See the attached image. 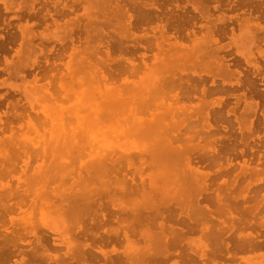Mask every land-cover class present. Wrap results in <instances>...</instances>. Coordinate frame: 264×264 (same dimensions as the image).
<instances>
[{"label":"bare ground","instance_id":"6f19581e","mask_svg":"<svg viewBox=\"0 0 264 264\" xmlns=\"http://www.w3.org/2000/svg\"><path fill=\"white\" fill-rule=\"evenodd\" d=\"M35 1L19 0L14 9L28 13L34 10ZM66 1H53L54 13L45 10L50 16L51 30L44 23L43 29L36 33L35 22L24 19L15 26L18 33L8 32L0 43L4 50L8 42L18 39L13 49L17 59L26 57L24 50H33L35 57L29 64L13 65L1 56L5 61L6 71L3 72L21 77L24 76L21 70L34 65L38 53L43 54L42 48L32 43L34 37L40 39L39 43L51 38L60 44L63 41L71 43L63 70H58L51 60L54 72L47 76L52 78L37 83L38 76H30L29 85L42 93L37 98L44 104L34 110V116L32 111L31 115L26 114L25 126L34 129V123H50L54 115L65 120L63 122L74 119L80 132L104 120L114 124L122 121L126 126L121 129L122 134L145 136L149 143L145 147L95 144L92 148L93 145L84 141L85 134L80 133L79 136L72 134L69 140L62 138L56 143L42 145L41 155L46 153L59 158L58 152H63L65 157L58 160L52 157L53 160L44 165L38 163L33 178L30 174L21 179L23 189L20 193L10 188L5 179L2 185L7 188L5 196L16 194L19 201L0 205V264H93L97 259H101L98 264H263L264 255L260 252L264 250V192L259 193L255 203H245L253 198L252 194H247L249 188L257 183L259 187L264 186L263 171L254 166L255 177L244 178L240 189L237 187L239 172L243 168L250 169L245 160H240L239 171L225 177L227 168L234 167L227 154L234 151L235 146L223 140H229L230 134H222L219 130L226 131V125L233 121L237 130L243 128L248 137L255 133L249 115L257 101L246 92L258 93V90L252 76L247 74L248 70H242V64L255 71H260L261 66L250 50L242 51L241 46H235L230 52L215 43L228 31L229 38L234 37L232 26L226 30L227 22L237 25L244 21L259 29L245 31L256 55L262 58L264 26L258 25L257 18H264V8L260 9L264 1H236L239 7H247L248 11L242 16H225L223 13L212 16L208 6L215 9L217 4L211 6L207 0H185L204 21L199 36L193 30V15L182 13L174 21L156 17L157 22L151 26L158 33L154 36L152 62L147 65L144 53H140V64L144 68L142 73L151 70L157 74L151 79H143L144 74L138 82L128 76L137 74L140 64L120 53L125 54L129 45L124 39L145 36V33L135 34V26L150 22L156 13L153 11L160 10L162 15L164 10L159 6L160 0H126L124 3V0H70L69 4ZM79 1H83L82 14L86 19L81 28L74 13L72 17L63 18L61 24L52 16L64 13L62 9L71 11ZM97 2L102 7L100 15L91 13L97 10ZM12 3L1 1L4 10L12 9ZM104 7L105 11H102ZM164 8L167 10V5ZM175 8L180 7L175 4ZM252 12H260V16H254ZM254 20L256 22H252ZM108 25L117 29L116 38L104 30L103 27ZM168 28L178 33L185 31L184 36L191 41V47L178 41V36L172 32L167 33ZM78 29L84 34L81 46L73 43L72 33ZM258 31L263 36L259 37ZM93 35L98 38L90 43ZM170 37L173 40L170 41ZM99 45L104 48L99 49ZM114 51L119 56L114 57ZM48 56H44L45 63ZM9 64L11 70L7 68ZM41 71L42 76H46L47 69ZM260 74L262 76L263 72ZM237 90L240 92H234ZM239 101L243 103L242 110L236 113ZM62 102L69 103L63 106ZM78 108L86 112L78 114ZM37 111L42 115L41 119L36 115ZM3 114L6 119L7 112ZM16 115L14 112L12 117ZM261 117H264L263 110ZM9 130L2 136L8 141L6 147L11 145L13 148L0 149V178L2 175L12 177L16 165L22 174L29 166L27 148L13 143L14 133L11 127ZM19 153L24 155L23 158ZM32 153L38 155L35 151ZM18 158H21L20 164H17ZM246 173L250 172L246 170ZM32 179L38 184L34 190L30 186L31 181L34 184ZM62 185H66L63 190L56 188ZM28 195L31 197L26 207L21 208ZM13 209L22 213L18 223L7 214ZM34 209L49 213L51 218L36 226L29 216ZM50 233H57L59 241H53ZM192 233H195L197 243L189 236ZM28 234L32 240L25 239ZM49 238L52 245L63 244L66 250L50 252ZM107 243H118L121 247L118 249L111 244L110 248H104ZM240 252L254 255H237Z\"/></svg>","mask_w":264,"mask_h":264},{"label":"rangeland","instance_id":"374dc122","mask_svg":"<svg viewBox=\"0 0 264 264\" xmlns=\"http://www.w3.org/2000/svg\"><path fill=\"white\" fill-rule=\"evenodd\" d=\"M1 1L2 0H0V35H1L0 36V43L5 40V38L7 37L6 35H8V32L18 33V31L15 29L16 28L15 26H17L19 23H22L24 21V19H27L29 22H31V21L35 22L34 25H33V29H34V32H36V33L38 31H41V29H43L44 23H47L49 25L47 27V28H49L48 30L52 29L51 22H50V16L48 17V13H54V10H53V7H52V2L55 1V0H36L34 2V10L30 11L28 13L25 12L24 10H21V9L20 10L14 9L15 6H16L15 3H17L19 0H6V1L13 2L12 3L13 4L12 5V9L10 8L8 10H4L2 8ZM58 1L61 2V1H64V0H58ZM236 1H239V0H227V1H225V0H218V1L217 0H211V1L207 0V3H208V5L210 3L211 6L214 5V4H217V8H215V9L210 7V6H208L212 16L213 15H218L219 13H223L225 16H227V15H230V16H233V15H237V16L245 15L247 7L246 6L245 7L243 6L244 8L243 7H239L237 5ZM261 1L263 2L264 0H261ZM124 2H127V1L124 0L123 3ZM166 2H165V0L164 1L160 0V2H159L160 8L161 9L163 8L162 11L164 10L162 15L160 14L161 13L160 10L153 11L152 13H155V12L156 13L153 14L154 17L152 16L150 22H147V23L143 22L142 24L134 27L133 32L135 34L145 33V36L144 37H140L138 39L137 38L136 39H132L129 36L126 39H124V41H126L127 44H129L127 46V51L128 52L126 51L127 54H126V52H125V54H124V52L120 53L121 55L126 56V57H130L134 62L140 64V53H144L143 59H144L145 63L148 65V64H150L152 62V53L155 51L154 43H153L154 42V36H157L158 33L156 32L157 30H152L151 26H153L157 22L156 17H158V16H160L161 19H164L166 17V18H168V20L174 21V19L177 18V17H180L182 15V13H184V15H193L194 19H195L194 20V24H193V30L195 31V35L196 36L200 35V32L203 31V27H201V25L204 23V21L198 17V15H197V13L195 11H192V8L190 7V4L186 3L185 0H175V1L174 0H171V1L170 0H166ZM66 3L69 4L70 0H67ZM82 4H83V1H79L78 3H75L73 5L74 8L71 11H68L67 9H62V11H64V13H60L62 15L56 13V14H52V16L54 18H56L61 24V22H63L68 17H72V16H74V14H76L78 19H79V24H80V28H81V25H83L84 22L86 21L85 16L82 14L83 13ZM97 4H98L96 6L97 10L96 11H91V13L95 14V15L96 14L100 15L102 7H100L98 2H97ZM125 4H127V3H125ZM175 4H177L180 8H175ZM165 5H167V8H168L167 10H165V8H164ZM57 6H59V5H57ZM77 7L79 9H77ZM263 8H264V4H262V7L260 9H263ZM46 9L48 10V13H47V11H45ZM102 11H105V7L103 8ZM130 11H132V9H130ZM174 11H176V12H174ZM133 12H134V10H133ZM259 13L258 12H252V15L254 14V16L255 15L260 16ZM33 14H35V15H33ZM63 14H64V16H63ZM9 15H10V17H9ZM41 16H42V18H41ZM32 17H34L35 19L32 18ZM83 17H84V19H83ZM63 18H64V20H63ZM111 21H113V23H115V21L113 19H111ZM252 22H256V21L254 20ZM257 22H258V25L264 26V18L258 17L257 18ZM227 24L228 25L226 26V30H229L228 27L232 26L234 37L232 39L229 38L230 31H228L226 33V35H224L225 38L222 37V38L218 39V41L215 43V45H222V46L225 47V49L230 50V52L234 50L235 46L236 47H240L241 46L242 51L246 50V52H248V50H250L254 54L256 62L261 66L260 71H255L253 69L251 70L250 66L244 65V63L241 61L243 63L242 64V68H243L242 70H246V71L248 70L247 74L250 75V77L252 76L251 78L254 81V85H255V87L258 90L257 91L258 93L254 92V91H251V92L247 91L246 92V95H251V97L254 100L257 101V106L255 107L254 111L252 113H250V115H249V117L252 120V126H253V129H254L255 133L252 134V136L248 137V134L245 132V130L243 128L241 129V131L237 130L236 124L233 121H232L231 125H226V129H225L226 131H223V129H219L222 134H226V133L230 134L229 140H227L226 138H224L223 140L227 141L230 144L234 143L233 147L235 146L233 148L234 151H231L230 154L229 153L227 154L229 156V158L231 159V161H232L231 165H233L234 167H232L230 165L231 167L227 168L228 170H226L227 172L225 174V177H230L233 174L237 173L239 171V165L238 164H240L242 162V160H245V163L248 164L250 169L252 168V170L243 168L239 172L241 175H238V182H237L238 186L237 187L241 189L243 187V184H244V181H245L244 178L253 179L255 177V174L253 173L254 166H257L260 169H262L263 173L261 174V177H262V179H264V158H263L264 157V143H262V142H264V117H263V119L261 117V110L264 111V65H263V63H264V54H263L262 58L257 56L256 52H255V49H254V45L250 44L249 41L247 40V37H246V31L245 30H259L258 28L256 29L254 27V25L251 26L249 23H246L244 21H242L241 23H239L237 25H236V23H232V22H227ZM8 25H10V26H8ZM5 26H6V28H5ZM111 26L108 25V27L106 26V27H103V28L111 36H114L113 38H116L117 37V35H116L117 29L112 28ZM78 30H75L72 33L73 43L78 45V46H81L82 42H83L84 34L82 32V29H80L79 31ZM43 31H45V30H43ZM111 31H112V34H111ZM167 31H168L167 33L172 32L174 35H177L178 36V38H177L178 41H181L182 43L186 44L188 48L191 47V45H190L191 41L187 40L185 38V36H184V32L185 31H182V32L180 31L178 33V32L173 31L170 28H168ZM97 34H99V30H97ZM257 34H258L259 37L263 36L261 31H258ZM96 37L98 38V35L97 36L93 35L91 40H90V43H92V40L95 39ZM37 38L38 37H34L32 43L34 45H37L38 47L42 48L43 54L42 53H38L36 55L34 65H32L29 68L28 67H24L21 70V72H23V74H24L23 77L17 76V75L15 76V75L7 74L6 72H3V71H6V70H5V61H3L4 59L2 57L5 56L6 57V61L7 62L10 61L11 64H13V65H16V64L17 65H21L23 63L29 64L30 60L35 57V54H34L33 50H30V49L24 50V54L26 53V57L23 56V58L17 59L13 55V52H14L13 49L16 48L15 46H17L18 39L13 41L14 43L13 42H8L7 43L8 46L4 50L0 47V73L1 74L3 73V75L0 74L1 75L0 76V149L8 148L9 150H12L11 148H13V147L11 145L9 147H6V146H8L7 145L8 141L7 140H3L4 139L3 136L10 132L9 128L11 127V129H12V131L14 133V135H13L14 139L12 140L13 143H16L18 145L22 144L25 148H27V150H28L27 152H28V154L30 156V159H29V166L30 167L28 166L27 169H25V173L24 174L20 173V171L18 169V165H16V167H15L16 170H13L12 173H11L12 177L7 175L6 176L7 178H6L5 176L2 175L3 179L0 178V191H1L0 192V205L1 206H2V204L14 203L16 201H19L18 200V195H16V194H13V197L12 196H9V197L5 196V192L7 191V188L2 187L4 182L7 181L10 184V188H14V189L17 190V192L20 193L21 190L23 189V182H21V179L24 178L25 176H30V174L32 175V178H33L35 176L34 174L36 173V169H37L36 165L38 163L41 164V162H43V165H44V164H47V163L51 162L53 160V159H51L52 157H55V159H57V160L59 158H61V157H65V154L63 152H58V155H61V157H59V158H58L57 155L49 156L46 153L44 155H41V153L39 152V149L44 144L45 145L53 144V143H56V142L60 141V139H62V138H65V139L67 138V140H69V138L71 137L72 134L77 135V134H80V133H84L85 134V137L83 139H84V141L86 140L85 142L90 143L91 147L93 145L92 148H95L97 144H102L104 146H106L108 144H119V145H123V146H127V147H134V146L145 147L149 143V140L145 136L144 137L143 136H136V135H133V134H126V133L122 134L121 133V129H124L126 127L125 124L122 121H118V122H116L114 124L113 122H110V121L107 122L106 120H104L102 123H100L98 125H93L89 129L80 132V130L78 129L79 125L76 124L77 122H75L74 119H71L69 122H63L65 120L62 119L63 121H61V119L59 117L54 115L53 118L51 119L50 123L48 121L42 122V123H40V125H38L39 123H37V124L34 123L35 124L34 126L36 128H34V129L27 128L25 126L26 114L28 113L29 115H31L30 113L32 111V114L34 116L35 115L34 114V110H37L38 108H42L43 104H44V102L40 101V99L37 98L42 93L38 89H36L35 87H31L29 85L30 84L29 80L31 79L33 74L38 76L37 80H36L37 83L44 82L45 79H47V78L49 79V77H51V76H47V74L54 72V70L52 69L53 65H50L51 64L50 63L51 60H54L55 65L57 66L58 70L59 69L63 70V63L66 62V60H67L66 56H67V53H68L69 48H70L69 46L71 44L68 41H63L60 44V43L56 42L53 38L48 39V40H42L41 43H39L40 39L39 38L37 39ZM171 40H173L172 37H170V41ZM44 41H45V43H44ZM137 43L141 44V45H146V46L141 47ZM59 44L61 46H59ZM164 46H166V45H164ZM261 47L264 49V40L261 43ZM44 48H45V50L47 51L48 54H45L46 51L44 50ZM98 48L99 49H103L104 47L102 45H99ZM62 49H63L64 52L62 51ZM53 50H54V52H53ZM134 51H135L136 54L134 53ZM5 53H6V55H5ZM10 53H12V54H10ZM117 53H118L117 51H114L112 53V55L114 57L115 56H119V55H117ZM9 54H10L11 57L7 56ZM51 55H52V57H51ZM44 56L45 57L48 56L46 58L47 61H48L47 63H45L43 61L44 60ZM58 56H60V57H58ZM58 58H59V60H58ZM61 64H62V66H61ZM36 66H39V67H36ZM7 68H9V70H11V65L9 64V67L7 66ZM26 69H27V72H26ZM40 69L41 70L42 69H44V70L47 69L46 76H45V74H44V76H42V74H41L42 71ZM143 71H144V68L140 64V70L137 72V74L128 76V78L134 79L132 81L138 82L139 80L142 79V78H140V76H143L144 74H146V75L143 77V79L144 78L151 79L152 76L157 74L156 71L153 73L151 70H147L144 73H142ZM260 72H263L262 76H261ZM136 76H137V78H136ZM234 92L238 93L240 91L237 90V91H234ZM10 95L13 98L12 97L10 98L9 97ZM11 99H13V100H11ZM72 100H74V99H72ZM231 101H232V98L230 97L229 104H231ZM64 102L61 103L63 106H67V103H69V102H67V103H64ZM12 104H13V108L11 107ZM242 104H243L242 101H239L237 107H235L236 113H238L239 111L242 110ZM23 105H24V107H23ZM30 105L32 106V108L29 109ZM15 106L17 107V110H16ZM68 107H71V106H68ZM225 108H226V105H225ZM3 112H7V118L8 119L4 118ZM14 112L17 113L16 117H12ZM84 112H86V111L83 110V108H78V110H77L78 114H83ZM36 115L40 119L42 118V115L40 114L39 111L36 112ZM229 117L232 119V115L231 114H229ZM30 118L32 119L31 116H30ZM56 118H57V120L55 121ZM72 121H73V124H74L73 126H71L72 124L70 125V122L72 123ZM261 121H263V122H261ZM67 123H69L68 124V127H70L69 129H68L67 126H65V125H67ZM117 124H120L121 127H120V125H117ZM104 125H106V126H104ZM241 125L243 126V125H245V123H242ZM75 126L77 127L76 129H78V130L75 129ZM117 126L119 127L118 129H117ZM65 127H67V128H65ZM103 127H106V128H103ZM110 130L111 131L114 130L113 132L115 134L113 132H110ZM14 131L16 132V135H15ZM100 134H101V136H100ZM109 134H110V136H109ZM116 134H117L118 138L119 137H121V138L117 139V137L115 136ZM77 136H79V135H77ZM113 136H114V140H112ZM86 137L88 138V140H87ZM255 139H257L258 141H255ZM2 142H3V144H2ZM237 144H239V145H237ZM33 146H36V149ZM32 148H33V151L38 153V155H35L34 153H32L33 151L32 152L29 151V150H32ZM235 150H237V151H235ZM239 150H241V153L238 152ZM90 151L92 152L93 150H90ZM31 154H32V156H31ZM251 154H253L254 156L251 155ZM19 156L21 158H23L24 155L22 153H19ZM82 157L86 158L85 155H83ZM241 157H242V159H240ZM261 157H262V159H261ZM21 158L17 159V164H20V159ZM235 158H236V160H235ZM240 160H241V162H240ZM246 170H248L250 173H246ZM232 172H233V174H232ZM247 174H249V175H247ZM250 175H252L253 177L251 176L249 178ZM17 176L19 177V180L16 179ZM243 176H245V177H243ZM5 179H6V181H5ZM15 179H16V182H15ZM32 180H33L34 184L31 181L30 182V186L34 190V189H36V187H38V184L36 183V181H34V179H32ZM258 185H259V183L253 185L251 187V189L249 188V190H247V194L248 193L252 194L253 198H252V200H249L248 202H245V203H247V204L255 203L257 201V198L259 199V197H260L259 193L261 194L262 192H264V186L263 187H259ZM65 186L66 185L57 186L56 188L59 189V190H63L65 188ZM254 192H256V193H254ZM30 197H31L30 195L24 197V202L25 203H22L20 205L21 208L26 207L27 201L29 200ZM254 197H256V200H255ZM263 204H264V202H263ZM7 214L8 215H12V217H13L12 221L14 223L20 222V217H21L22 213L17 211V209H13L11 212H7ZM29 216H30V220L33 222V224H36V226L40 225L42 221H46V220H49V218H51L49 213H47V212L42 213V212H39L36 209L32 210V212L30 213ZM50 236L54 237L53 241H55V242L59 241V238H58L59 235L57 233H50ZM189 236L191 237V239H193L197 243L198 240L195 237V233H192ZM25 239L32 240V236L28 234V235L25 236ZM111 244H113L114 247H116L118 249H120V247H121L118 243H107L103 247L104 248H110ZM53 247L55 248V250H53ZM48 248L50 249V252H57V253H61V252H64L66 250L65 246L63 244L52 245L51 244V238H49V246H48ZM260 253L262 255H264V250L261 251ZM237 255L246 256V255H254V253H251V252H240ZM171 259L172 258L168 259L167 261L169 262ZM97 261H94L92 263L93 264H96V263L98 264V263L101 262V259H97ZM263 262H264V260H263Z\"/></svg>","mask_w":264,"mask_h":264}]
</instances>
